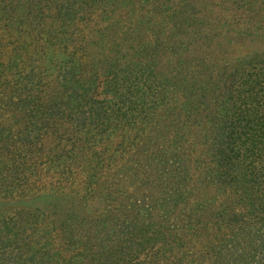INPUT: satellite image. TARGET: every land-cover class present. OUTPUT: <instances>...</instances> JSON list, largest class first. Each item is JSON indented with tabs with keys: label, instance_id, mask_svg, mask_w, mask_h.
Here are the masks:
<instances>
[{
	"label": "trees",
	"instance_id": "1",
	"mask_svg": "<svg viewBox=\"0 0 264 264\" xmlns=\"http://www.w3.org/2000/svg\"><path fill=\"white\" fill-rule=\"evenodd\" d=\"M228 34L264 38V0H0V202L80 171L145 201L0 213V264H264V54Z\"/></svg>",
	"mask_w": 264,
	"mask_h": 264
},
{
	"label": "rangeland",
	"instance_id": "2",
	"mask_svg": "<svg viewBox=\"0 0 264 264\" xmlns=\"http://www.w3.org/2000/svg\"><path fill=\"white\" fill-rule=\"evenodd\" d=\"M222 57L229 64L239 65L246 62L248 59L252 58L257 54H264V38L260 36H240L235 34H228L226 39L222 43ZM249 70V69H247ZM246 70V71H247ZM168 96V95H167ZM257 142L264 144V135H257ZM143 151L139 149L138 151L131 152L127 156L126 164L129 167L135 165L136 161L144 160L142 158ZM92 174H83L81 171L74 179L69 180L67 185L62 189L66 191L59 194H55L50 189L44 188L39 192L29 195L25 198H17L16 200H8L0 202V213L5 217H11L18 211H25L31 214L41 212L46 215H52L55 209L68 210L76 207L77 210H81L89 217H96L107 211L109 207L108 196H111L119 201H128L130 204L136 205V203L145 201L142 199L144 191L138 187V182L133 179L127 178L118 184L117 191H108L106 182L113 180L112 175L106 174L102 176L100 180V185L102 187H96V191L92 193H86L82 191L81 187L88 181ZM70 179V178H68ZM50 182V181H49ZM57 188V182H54ZM73 189V190H72ZM79 189L80 198H77V191ZM61 190V189H60ZM72 190V191H70ZM89 197H88V196ZM78 199L79 201H76ZM44 226H48L47 224ZM31 230V225L28 227V231ZM46 239L44 238L43 241ZM37 248L39 250L38 257H43L45 255L44 242L40 239ZM31 252L27 253L26 256H17L16 250L11 249L7 251V258H3L2 264H31L30 262ZM14 262H11V261Z\"/></svg>",
	"mask_w": 264,
	"mask_h": 264
}]
</instances>
